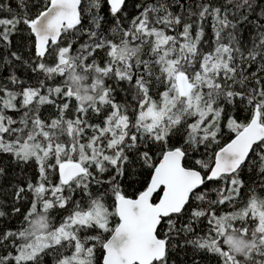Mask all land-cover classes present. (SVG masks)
Returning a JSON list of instances; mask_svg holds the SVG:
<instances>
[{"label":"snow or ice","instance_id":"6c2138e0","mask_svg":"<svg viewBox=\"0 0 264 264\" xmlns=\"http://www.w3.org/2000/svg\"><path fill=\"white\" fill-rule=\"evenodd\" d=\"M0 264H264V0H0Z\"/></svg>","mask_w":264,"mask_h":264}]
</instances>
